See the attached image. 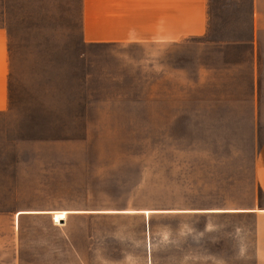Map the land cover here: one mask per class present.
Returning a JSON list of instances; mask_svg holds the SVG:
<instances>
[{
  "label": "rangeland",
  "instance_id": "obj_1",
  "mask_svg": "<svg viewBox=\"0 0 264 264\" xmlns=\"http://www.w3.org/2000/svg\"><path fill=\"white\" fill-rule=\"evenodd\" d=\"M0 25V212L52 211L22 224L67 234L75 264H254L243 219L209 210L254 189L264 121L210 103L222 90L196 81L193 44L86 43L78 0H0Z\"/></svg>",
  "mask_w": 264,
  "mask_h": 264
},
{
  "label": "crops",
  "instance_id": "obj_2",
  "mask_svg": "<svg viewBox=\"0 0 264 264\" xmlns=\"http://www.w3.org/2000/svg\"><path fill=\"white\" fill-rule=\"evenodd\" d=\"M78 3L82 39L86 43L146 44L163 49L193 44L198 67L196 81L211 82L212 88L222 90L210 103L225 106L221 114L231 119L264 121V0H78ZM8 37V28L0 25V112L10 106ZM258 131L253 130V137L258 136ZM253 158L255 187L250 194L241 203L212 207L209 212L241 217L243 240L250 242L247 247L253 249V263L264 264V139L256 143ZM65 211L67 216L80 213ZM50 214H53L50 210L26 209L0 212V264H75L73 259L58 256L60 245L74 254V245L67 234L61 242L58 236L44 241L38 234L42 232L39 228L22 224L25 216ZM48 227L55 234L68 229L67 225L52 220ZM28 229L34 232V239H27ZM83 261L77 260L85 264Z\"/></svg>",
  "mask_w": 264,
  "mask_h": 264
},
{
  "label": "trees",
  "instance_id": "obj_3",
  "mask_svg": "<svg viewBox=\"0 0 264 264\" xmlns=\"http://www.w3.org/2000/svg\"><path fill=\"white\" fill-rule=\"evenodd\" d=\"M56 217H57V216H56ZM56 217H55V218H56Z\"/></svg>",
  "mask_w": 264,
  "mask_h": 264
}]
</instances>
